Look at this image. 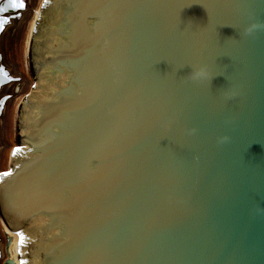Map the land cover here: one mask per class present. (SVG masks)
<instances>
[{"label":"water","instance_id":"obj_1","mask_svg":"<svg viewBox=\"0 0 264 264\" xmlns=\"http://www.w3.org/2000/svg\"><path fill=\"white\" fill-rule=\"evenodd\" d=\"M90 5L103 41L90 47L92 111L77 104L80 123L49 133L37 161L0 184L12 227L51 201L70 225L55 244L57 227L42 234L45 213L28 224L34 241L14 229L16 258L25 249L27 264H264V0Z\"/></svg>","mask_w":264,"mask_h":264},{"label":"flooded vegetation","instance_id":"obj_2","mask_svg":"<svg viewBox=\"0 0 264 264\" xmlns=\"http://www.w3.org/2000/svg\"><path fill=\"white\" fill-rule=\"evenodd\" d=\"M13 2L24 6L13 8L10 6ZM42 2L0 0V173L6 171L10 143L16 138L12 132V121L18 115L15 105L27 96L30 86L39 77L30 66L29 56L33 52L31 42L37 16L34 17ZM60 31L65 37L69 34L64 26ZM39 112L35 110V117H39Z\"/></svg>","mask_w":264,"mask_h":264},{"label":"bare ground","instance_id":"obj_3","mask_svg":"<svg viewBox=\"0 0 264 264\" xmlns=\"http://www.w3.org/2000/svg\"><path fill=\"white\" fill-rule=\"evenodd\" d=\"M38 13H35V17L36 18ZM33 19V20H34ZM6 232L12 236L13 241L11 244V247L9 248V254H10V258L15 261V264H23V261L20 259V249H18V258H16L15 255V250H14V246H18L20 247V235L18 234V232H14V231H8L6 230Z\"/></svg>","mask_w":264,"mask_h":264},{"label":"rangeland","instance_id":"obj_4","mask_svg":"<svg viewBox=\"0 0 264 264\" xmlns=\"http://www.w3.org/2000/svg\"><path fill=\"white\" fill-rule=\"evenodd\" d=\"M18 102H17V104H18ZM4 235L8 236L4 231L2 232V230H0V239H1L2 243H4V241H5ZM0 246H1V248H0V264H1V260L2 259L5 260L6 258H9V255H8L9 253L5 250V247L2 244ZM20 247L22 248V245ZM20 259L23 261V264H27L26 255H25V249H20Z\"/></svg>","mask_w":264,"mask_h":264},{"label":"snow or ice","instance_id":"obj_5","mask_svg":"<svg viewBox=\"0 0 264 264\" xmlns=\"http://www.w3.org/2000/svg\"><path fill=\"white\" fill-rule=\"evenodd\" d=\"M10 6L13 8H20V7H23L24 5L22 3L13 2ZM4 175H8V173H5Z\"/></svg>","mask_w":264,"mask_h":264}]
</instances>
